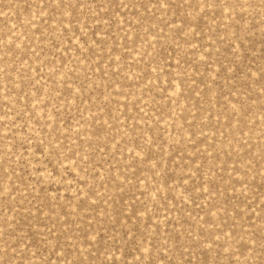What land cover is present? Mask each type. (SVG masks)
<instances>
[{"label": "rangeland", "instance_id": "1", "mask_svg": "<svg viewBox=\"0 0 264 264\" xmlns=\"http://www.w3.org/2000/svg\"><path fill=\"white\" fill-rule=\"evenodd\" d=\"M0 264H264V0H0Z\"/></svg>", "mask_w": 264, "mask_h": 264}]
</instances>
